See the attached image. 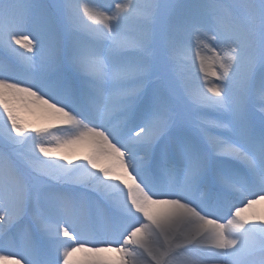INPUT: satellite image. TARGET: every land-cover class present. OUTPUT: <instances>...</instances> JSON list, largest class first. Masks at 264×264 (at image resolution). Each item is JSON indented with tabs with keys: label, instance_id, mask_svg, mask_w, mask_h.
I'll return each mask as SVG.
<instances>
[{
	"label": "snow or ice",
	"instance_id": "obj_1",
	"mask_svg": "<svg viewBox=\"0 0 264 264\" xmlns=\"http://www.w3.org/2000/svg\"><path fill=\"white\" fill-rule=\"evenodd\" d=\"M0 264H264V0H0Z\"/></svg>",
	"mask_w": 264,
	"mask_h": 264
},
{
	"label": "bare ground",
	"instance_id": "obj_2",
	"mask_svg": "<svg viewBox=\"0 0 264 264\" xmlns=\"http://www.w3.org/2000/svg\"><path fill=\"white\" fill-rule=\"evenodd\" d=\"M57 134H59V133H57ZM79 155H81V156H82V155H83V153H80Z\"/></svg>",
	"mask_w": 264,
	"mask_h": 264
}]
</instances>
